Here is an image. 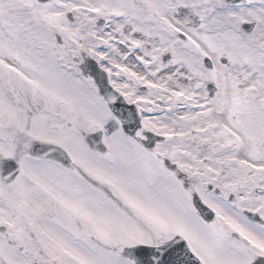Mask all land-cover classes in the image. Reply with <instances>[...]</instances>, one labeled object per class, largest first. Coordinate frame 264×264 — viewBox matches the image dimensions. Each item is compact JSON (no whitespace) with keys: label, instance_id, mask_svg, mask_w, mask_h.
<instances>
[{"label":"snow or ice","instance_id":"6c2138e0","mask_svg":"<svg viewBox=\"0 0 264 264\" xmlns=\"http://www.w3.org/2000/svg\"><path fill=\"white\" fill-rule=\"evenodd\" d=\"M0 264H264V0H0Z\"/></svg>","mask_w":264,"mask_h":264}]
</instances>
